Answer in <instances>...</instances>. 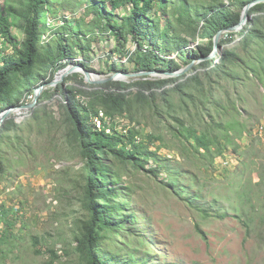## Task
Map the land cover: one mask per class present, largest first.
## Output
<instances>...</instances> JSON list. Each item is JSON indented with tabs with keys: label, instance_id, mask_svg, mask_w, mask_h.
Wrapping results in <instances>:
<instances>
[{
	"label": "rangeland",
	"instance_id": "374dc122",
	"mask_svg": "<svg viewBox=\"0 0 264 264\" xmlns=\"http://www.w3.org/2000/svg\"><path fill=\"white\" fill-rule=\"evenodd\" d=\"M14 1L20 9L18 0ZM190 1L201 9L209 3ZM4 3L0 0V14L7 15ZM55 8L57 16L50 15L47 34L41 40L42 52L56 46L61 35L55 32L64 20L75 25L84 19L78 29L83 35L96 30L84 38L85 45L92 42L91 48L64 62L66 68L84 69L62 79L59 72L63 69L44 72L35 83L34 94H28L19 106L30 105L36 90L45 86L38 104L13 112L0 128V264H82L76 248L82 222L87 219L82 204L85 160L68 137L60 87L73 89L86 104L92 100L84 91H97L98 97L126 94L133 101L123 106L122 114L105 116L106 125L123 134L136 132L137 140L145 142L153 154L146 158L144 169L113 157L105 159L118 174L117 182L110 180L109 187L118 192L113 200L123 205L126 223L118 233H104L101 247L119 264L141 263L143 255H148V264H264V187L259 184L264 170V12L251 13V8L247 14L244 28L255 33L251 40L239 36L225 46L239 56L230 76L215 67L222 50L188 64L171 52L169 59L181 65L179 75L155 71L153 77L117 81L109 78L116 73H137L129 60L137 45L133 41L118 45L112 35L92 26L95 15L87 10L86 0H60L53 4ZM244 9H240L241 17ZM121 12L125 15L128 10ZM168 19H163L165 24ZM12 31L18 43L24 41L22 19H12ZM205 43L208 40L197 39L188 49ZM0 51L5 56L12 54L1 38ZM207 61L213 65L203 66ZM85 71L93 75L91 81ZM142 81H165L162 87L143 90L154 105L135 101L140 91L137 86L125 91L109 85ZM47 93L52 97L46 98ZM164 97L172 101L171 110ZM96 102L104 116L109 109ZM102 124L98 122L99 129ZM6 125L11 130H3ZM183 128L218 138L225 154L199 155L193 140L181 133ZM157 167L162 169L150 172ZM209 206L228 217H206L198 210Z\"/></svg>",
	"mask_w": 264,
	"mask_h": 264
},
{
	"label": "trees",
	"instance_id": "16d2710c",
	"mask_svg": "<svg viewBox=\"0 0 264 264\" xmlns=\"http://www.w3.org/2000/svg\"><path fill=\"white\" fill-rule=\"evenodd\" d=\"M254 1L257 0H209L208 6L202 9L190 0H86V3L87 10L95 15L92 26L112 35L118 45L129 41L137 45L138 48L129 59L134 64V72H176L180 70L181 65L176 60L169 59V53L177 52L184 64L209 57L214 52L215 36L221 30L237 26L241 22V10ZM14 2L5 0L4 4L9 14H0V38L12 49V54L6 56L0 51V113L19 106L28 94L33 95L35 83L44 72H58L67 67V63L64 62L74 60L77 52L86 53L92 42L89 41L85 45L84 38L87 34H94L96 30H90L83 35L78 33V29L80 24H85L84 19L75 25L64 20L62 27L55 32L61 35L56 40V46L42 52L41 40L47 34L48 19L50 15L56 17L58 13V9H53V4L60 0H18L20 9L13 5ZM124 8L128 10L125 15L121 12ZM260 12H264L263 2L251 9V13ZM167 17L168 23L165 24L163 19ZM13 18L24 21L25 39L21 43L17 42L12 31ZM50 30H56V27H51ZM239 36L251 40L255 33L246 26L242 32L229 33L220 41L223 55L215 67L225 76H230L232 66L239 61V56L228 52L225 46L234 43ZM197 39L208 40V43L199 45L196 50L188 49L191 42ZM211 65L213 61L203 64ZM123 71L127 72V69ZM164 82L142 81L134 85L111 82L109 85L125 91L137 86L140 91L135 101L154 105V101L146 97L143 90L162 87L165 85ZM58 91L64 99L60 101V109L63 122L69 131L68 137L74 140L85 160L82 204L87 212V219L82 222L76 250L82 264H119L115 256L101 247L105 238L104 233H118L126 223L123 205L113 200L118 192L109 187L110 180L117 182L118 174L114 171L113 165L105 159L113 157L144 169L146 158L153 154L149 153L145 142L137 140L136 132L130 130L123 134L106 125L105 116L122 114L123 106L128 101H133L128 99L126 94L116 96V93L111 92L98 97L97 91H84V95L92 100L86 104L77 98L73 89L66 90L60 87ZM46 95V98L52 97L51 94ZM188 96L192 101L195 100L194 95ZM164 98L171 110L172 101ZM96 101L109 109L104 116ZM98 122L103 123L100 129ZM8 126L6 125L3 130H11ZM181 133H186V136L193 140L192 147L199 155L214 157L225 154V149L218 138L200 135L196 130L188 128H183ZM201 150L204 153H201ZM2 169L0 162V171ZM161 169L157 167L150 169V172L157 173ZM259 184L264 187V170L261 172ZM198 210L206 217L217 214L221 219L228 217L227 213H214L212 206ZM130 219L128 216L127 220ZM36 244L37 242L35 247ZM35 251L42 254L37 248ZM52 254L58 257L54 251ZM138 264H148V255H143V261Z\"/></svg>",
	"mask_w": 264,
	"mask_h": 264
},
{
	"label": "water",
	"instance_id": "95a60500",
	"mask_svg": "<svg viewBox=\"0 0 264 264\" xmlns=\"http://www.w3.org/2000/svg\"><path fill=\"white\" fill-rule=\"evenodd\" d=\"M264 3V0H257V1H254L250 4H248L245 9H244V14L241 18V22L233 27V28H230V29H225V30H221L214 38V52L213 54H211L208 58H211L215 55H217L219 53V51H221V46H220V41L222 39L223 36H226L228 35L229 33H237V32H240L245 24H246V20H247V14L249 12V10L257 5L258 3ZM192 66V65H191ZM81 69H84L82 66H77V65H73V66H70L68 68H65L63 69L62 71L59 72V79H62L64 78L65 76L67 75H70L72 73H74L75 71H81ZM157 72L155 71H148V72H137V73H133V74H122V73H116L114 75H112V77L109 78V80H117V81H127V77H133V76H150V77H153L155 76ZM166 75L168 76H177L179 75L180 71H176V72H165ZM85 74H86V78L88 81H91L93 77V75L91 73H89L88 71H85ZM58 79V80H59ZM57 80V81H58ZM56 81V82H57ZM105 81V80H103ZM56 82L54 84H56ZM45 88V86H40L37 90H36V94H35V99L34 101L28 105L27 107H11L5 111H3L2 113H0V128L3 126V124L5 123L6 120H8L10 118V116L13 114V112H16L18 111L19 109H33L37 104H38V101H39V96H40V93L41 91Z\"/></svg>",
	"mask_w": 264,
	"mask_h": 264
}]
</instances>
